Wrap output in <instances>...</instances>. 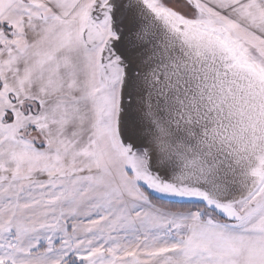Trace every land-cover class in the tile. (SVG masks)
Returning a JSON list of instances; mask_svg holds the SVG:
<instances>
[{
	"label": "snow or ice",
	"instance_id": "obj_1",
	"mask_svg": "<svg viewBox=\"0 0 264 264\" xmlns=\"http://www.w3.org/2000/svg\"><path fill=\"white\" fill-rule=\"evenodd\" d=\"M0 264H264V0H0Z\"/></svg>",
	"mask_w": 264,
	"mask_h": 264
}]
</instances>
